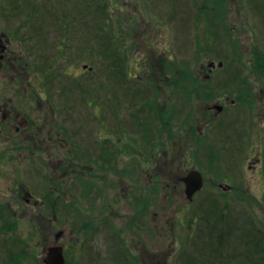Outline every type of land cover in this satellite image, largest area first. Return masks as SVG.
<instances>
[{"label": "rangeland", "instance_id": "obj_1", "mask_svg": "<svg viewBox=\"0 0 264 264\" xmlns=\"http://www.w3.org/2000/svg\"><path fill=\"white\" fill-rule=\"evenodd\" d=\"M1 34L0 111L45 108L0 124V264H264V0H0Z\"/></svg>", "mask_w": 264, "mask_h": 264}, {"label": "flooded vegetation", "instance_id": "obj_2", "mask_svg": "<svg viewBox=\"0 0 264 264\" xmlns=\"http://www.w3.org/2000/svg\"><path fill=\"white\" fill-rule=\"evenodd\" d=\"M19 9L18 6H15V10L17 11ZM7 23V22H6ZM34 33H32L31 37L33 40H37L38 36L36 35H33L35 34L36 32H38L35 28V26H33V29H32ZM18 38V40H17ZM15 40L17 41H20L22 42L21 40L22 39H26L28 40V37L27 36H17L16 38H14ZM13 39V40H14ZM39 39V38H38ZM10 41H12V39L6 37L4 34H1L0 35V68H3L4 66H7V64L10 66V68H12L11 66V63L10 61L12 62V60H15L16 61V58H13L11 57L10 55L12 54L11 53V46H10ZM64 41V40H63ZM26 42V41H25ZM35 48V46H34ZM34 51H36L35 49H33ZM43 62H41V64H46L47 61H46V58L42 59ZM46 66V65H44ZM14 69V67H13ZM26 70L25 68H22V72ZM41 72V73H40ZM46 72V69L44 70H39L37 68H32V73L33 74H45ZM53 83H48V85H46L45 88H43L42 86L40 87L43 91V93L47 96V100L45 101L46 105L49 107V108H53V106H55V103L51 104V100H53V98L55 96H58L60 98V100H62L63 102V108H62V111L65 113L64 116L66 118V121L67 120H72V112H70V107L72 108H77L76 107V104L75 102H71L72 105H70V102H67L65 99H64V94H67V90H66V85L64 88H60L59 89H56V88H53ZM22 86V84L20 85V87ZM23 87V86H22ZM21 87V88H22ZM80 87V86H79ZM53 89H56L54 94H53ZM16 94H14V97H16ZM55 95V96H54ZM19 98L20 99H17V100H13L14 104L16 103V107H14L11 103V101L9 100L8 102L5 103V105L3 106L2 110L0 111L1 115H0V124H4V123H18L19 126L16 127L15 129V132L16 133H20V123H24L25 125H33V121H32V118H36L37 117V114H38V110L39 109H42L43 107L45 108V106L43 105V103L41 104L42 100L40 99L39 101V95L36 91H32L31 94H27L26 93V90L25 89H21V95H19ZM52 98V99H51ZM67 102V103H65ZM53 105V106H52ZM80 102L78 101V108L80 107ZM17 108V109H16ZM53 111V109H52ZM22 112V113H21ZM71 113V114H70ZM82 164V163H81ZM69 165L67 164L66 167H68ZM135 166H138L135 165ZM62 174H61V178H64L67 174L66 171H61ZM83 172V170H82ZM139 170H135V171H132V175L135 179L139 178ZM80 176V174L78 175V177ZM221 188V187H220ZM87 189V193H89L91 191V186L87 185L85 190ZM139 192V191H137ZM141 202V206H142V216L145 217V214H147V211H148V202H149V193L145 194L143 193L142 194V198L140 200ZM84 237V236H83Z\"/></svg>", "mask_w": 264, "mask_h": 264}, {"label": "water", "instance_id": "obj_3", "mask_svg": "<svg viewBox=\"0 0 264 264\" xmlns=\"http://www.w3.org/2000/svg\"><path fill=\"white\" fill-rule=\"evenodd\" d=\"M220 66V65H219ZM221 110V108H218ZM184 186V194L188 201H191L193 196L199 192L203 187V178L197 171H191L186 177L181 179ZM44 264H65L63 258V250L61 247H53L47 250L46 258L43 261Z\"/></svg>", "mask_w": 264, "mask_h": 264}, {"label": "trees", "instance_id": "obj_4", "mask_svg": "<svg viewBox=\"0 0 264 264\" xmlns=\"http://www.w3.org/2000/svg\"><path fill=\"white\" fill-rule=\"evenodd\" d=\"M37 31H38V30H37ZM39 33H40V32L38 31V32H36V33H35V34H33V35H36V34H39ZM110 74H111V76H112V77L114 76V74H113L112 72H111ZM76 88H77V90H79L80 92H82V91H81V89L79 88V86H78V87H76ZM75 91H76V90H75ZM68 94H69V93H67V94H64V96H63V97H64V99H65L67 102H70V105H72V104H71V102H72V101H71V97H70V96H68ZM81 95H82V93H81ZM85 95H86V94H85ZM81 97H82V98H80V97H78V98H77V99H78L77 101H79V102H80V104H82V103H83V100H82V99L84 98V95H82ZM74 99H75V98H74ZM67 102H65V103H67ZM72 109H74V108H70V110H72ZM1 211H2V209H1ZM1 215H2V214L0 213V216H1ZM10 248H12V249H13V248H14V245H13V244H11V246L9 247V249H10Z\"/></svg>", "mask_w": 264, "mask_h": 264}]
</instances>
